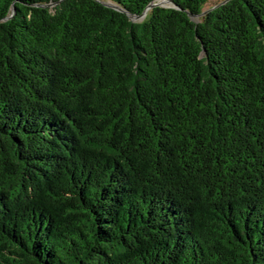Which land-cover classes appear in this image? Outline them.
<instances>
[{
	"label": "trees",
	"instance_id": "trees-1",
	"mask_svg": "<svg viewBox=\"0 0 264 264\" xmlns=\"http://www.w3.org/2000/svg\"><path fill=\"white\" fill-rule=\"evenodd\" d=\"M157 1L0 0V264H264V0Z\"/></svg>",
	"mask_w": 264,
	"mask_h": 264
},
{
	"label": "water",
	"instance_id": "water-1",
	"mask_svg": "<svg viewBox=\"0 0 264 264\" xmlns=\"http://www.w3.org/2000/svg\"><path fill=\"white\" fill-rule=\"evenodd\" d=\"M99 3H101L102 5H104V6H106V7H108V8H111V9H113V10H116V11H118V12H121V13H124V14H126L127 16H128V14L126 13V12H124V11H122L121 9H119L118 7H116V6H114V5H112V4H109V3H105V2H99ZM168 4H171V2H169V1H167V0H160V2H154V3H151V4H149L147 7H146V9L143 11V13L140 15V16H134V17H131L130 19L131 20H138V19H141V18H143L145 15H146V12L149 10V9H151V8H153V7H167V5ZM54 4H48V5H45V6H43V7H51V6H53ZM166 5V6H165ZM175 9H178V8H176L175 6H173ZM213 9V8H212ZM204 13H206V12H204ZM201 15H203V13L201 14ZM189 17H190V15H188Z\"/></svg>",
	"mask_w": 264,
	"mask_h": 264
},
{
	"label": "rangeland",
	"instance_id": "rangeland-1",
	"mask_svg": "<svg viewBox=\"0 0 264 264\" xmlns=\"http://www.w3.org/2000/svg\"><path fill=\"white\" fill-rule=\"evenodd\" d=\"M215 4V2H210V3H208L207 5H205V7L204 8H208V7H211L212 5H214ZM166 6V5H165Z\"/></svg>",
	"mask_w": 264,
	"mask_h": 264
},
{
	"label": "bare ground",
	"instance_id": "bare-ground-1",
	"mask_svg": "<svg viewBox=\"0 0 264 264\" xmlns=\"http://www.w3.org/2000/svg\"><path fill=\"white\" fill-rule=\"evenodd\" d=\"M157 2H160V1H157Z\"/></svg>",
	"mask_w": 264,
	"mask_h": 264
}]
</instances>
